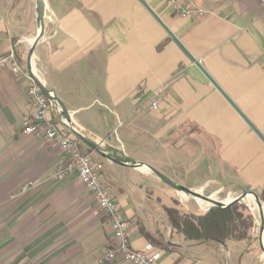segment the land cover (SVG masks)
<instances>
[{"label": "crops", "instance_id": "obj_1", "mask_svg": "<svg viewBox=\"0 0 264 264\" xmlns=\"http://www.w3.org/2000/svg\"><path fill=\"white\" fill-rule=\"evenodd\" d=\"M190 1L203 13L181 17L164 0H143L183 50L140 0H45V34L28 67L39 32L36 1L0 0V58L14 51L21 69L0 71V264H107L114 241L76 174L48 179L68 157L23 132L25 75L63 102L86 137L185 188L211 197L255 192L264 205V5ZM50 119L65 121L56 109ZM87 149L129 222L134 249L152 244L144 231L160 245L152 244L160 264H229L232 254L244 264L255 252L261 261L258 237L248 254L246 242H185L165 212L184 211L181 193L147 169ZM27 183L33 187L21 194Z\"/></svg>", "mask_w": 264, "mask_h": 264}, {"label": "built area", "instance_id": "obj_2", "mask_svg": "<svg viewBox=\"0 0 264 264\" xmlns=\"http://www.w3.org/2000/svg\"><path fill=\"white\" fill-rule=\"evenodd\" d=\"M166 7L181 17L202 14L190 0H164ZM264 5V0H262ZM10 69L13 74H21L18 58L14 51L0 58V71ZM30 81L28 89V104L22 119L23 132L37 135L43 141L60 148L68 160L62 166L51 171L50 181H63L69 175L76 174L84 187L92 194L95 203L103 216L109 220L113 234V243L104 254L103 262L111 264L121 261L124 264H160L162 252L152 244L136 250L130 242L129 222L121 213L110 189L101 174L100 166L95 163L91 154L82 151L81 144L76 137L68 132L65 121L54 123L50 119V112L54 109L62 113L58 105L50 101L41 91L38 82L25 75ZM159 101L150 104L152 110L158 108ZM33 187L32 183L25 184L20 193L24 194Z\"/></svg>", "mask_w": 264, "mask_h": 264}, {"label": "water", "instance_id": "obj_3", "mask_svg": "<svg viewBox=\"0 0 264 264\" xmlns=\"http://www.w3.org/2000/svg\"><path fill=\"white\" fill-rule=\"evenodd\" d=\"M36 1V24L38 27V35L35 38L32 48L29 52L28 56V67H30L34 51L36 49V46L38 43L43 39L45 34V15H46V2L45 0H35ZM142 4L147 8V10L156 18V20L163 26V28L168 32V34L180 45V47L183 48V46L178 42L176 37L168 30V28L161 22V20L150 10V8L143 2V0H140ZM36 80V78H34ZM37 81V80H36ZM39 84V83H38ZM40 89L43 92V94L50 100L55 102L58 107L61 109L62 114L65 119V125L68 128V130L84 145L86 146L92 153L97 154L103 159L109 160L110 162L118 165V166H124V167H130L134 169H147L149 172L153 173L155 176H157L164 184L172 188L178 193L184 194L186 196L193 197L194 199L201 200L211 206L209 210H220V209H227L231 206L241 204L249 197L255 198V204L258 209L259 213V219H260V226H259V236H258V252L260 259L262 263L264 264V254L262 251L263 243H264V205L262 203V200L258 194L255 192H248L243 191L242 194H240L237 198L233 199L230 202L225 201H218L212 199L210 196H204L199 191H194L188 188H185L184 186L172 181L168 177H166L164 174H162L160 171H158L156 168L144 164L141 162H137L128 156L124 154L120 149L115 148L110 145H101L100 143L96 142L95 140L88 138L83 134L72 122V118L70 116V113L66 106L63 104L59 98H57L52 92L44 88L42 85H40Z\"/></svg>", "mask_w": 264, "mask_h": 264}, {"label": "trees", "instance_id": "obj_4", "mask_svg": "<svg viewBox=\"0 0 264 264\" xmlns=\"http://www.w3.org/2000/svg\"><path fill=\"white\" fill-rule=\"evenodd\" d=\"M80 143V141L76 138ZM81 144L82 151L85 146ZM88 152H91L87 149ZM172 233L178 234L185 242L198 244H225L227 241L246 242L252 252L257 238L251 234L255 226V218L244 204H237L227 209L209 210L204 214L182 211L175 207L165 208ZM145 237L155 244L143 231Z\"/></svg>", "mask_w": 264, "mask_h": 264}, {"label": "rangeland", "instance_id": "obj_5", "mask_svg": "<svg viewBox=\"0 0 264 264\" xmlns=\"http://www.w3.org/2000/svg\"><path fill=\"white\" fill-rule=\"evenodd\" d=\"M83 152H85V151H83ZM208 193H209V190L206 191V194L205 193H202V194L204 196H210L211 197L212 195H207ZM214 195L218 201H226V199H228V198H231L232 200L237 198L240 195V193L239 192L233 193V191H231V190H224V191H221L217 194L215 193ZM181 196H182L183 200H185L183 205L181 204L182 207L185 208V209H183L184 211L192 212L195 214H204V213H207L209 211V209L211 208V206L209 204H207L205 202H199L197 199H194L193 197L186 196L184 194H181ZM162 200H163V203H166V202H164L165 201L164 197H162ZM241 204H244L245 206H247L250 209L252 215L253 214L255 215V226H254L253 230L251 231V234L257 238L259 235V226L257 225V221L259 220L258 209H257L256 205L251 204L248 199H246ZM242 246L245 247V244L241 243V244H239V246L237 248H241ZM231 253L232 252H230V255H231ZM249 257L250 256H247L245 258L244 264H259V262H260V264H262L261 261H259V259L257 258L256 252H255V254H253L252 257H250V258ZM227 259H228L229 264H240V262H239L240 255L232 254V256L231 257L228 256Z\"/></svg>", "mask_w": 264, "mask_h": 264}, {"label": "bare ground", "instance_id": "obj_6", "mask_svg": "<svg viewBox=\"0 0 264 264\" xmlns=\"http://www.w3.org/2000/svg\"><path fill=\"white\" fill-rule=\"evenodd\" d=\"M212 199H214V200H217L216 198H215V196H213V197H211ZM248 200L250 201V203L251 204H254V205H256L255 204V198L254 197H249L248 198ZM199 202H203V201H201V200H198ZM230 201H232V199L231 198H228V199H226V201L225 202H230ZM200 204V203H199ZM256 210V209H255ZM257 225L258 226H260V219L257 221ZM263 246H264V243H263ZM262 251H263V254H264V248L262 249Z\"/></svg>", "mask_w": 264, "mask_h": 264}]
</instances>
